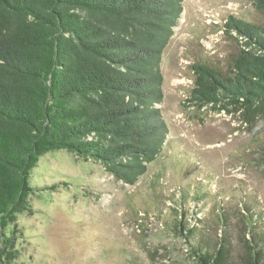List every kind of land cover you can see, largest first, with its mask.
I'll list each match as a JSON object with an SVG mask.
<instances>
[{
	"label": "trees",
	"instance_id": "trees-1",
	"mask_svg": "<svg viewBox=\"0 0 264 264\" xmlns=\"http://www.w3.org/2000/svg\"><path fill=\"white\" fill-rule=\"evenodd\" d=\"M249 1L264 14V0ZM181 12L182 0H0V264L17 258L16 216L30 209L44 153L65 149L129 185L159 156L168 135L160 63ZM222 30L239 51L225 73L194 62L184 106L251 115L264 108V23L229 15ZM241 206L237 264H264L259 215ZM182 216L174 226L196 264H231L226 213L215 227Z\"/></svg>",
	"mask_w": 264,
	"mask_h": 264
},
{
	"label": "rangeland",
	"instance_id": "rangeland-1",
	"mask_svg": "<svg viewBox=\"0 0 264 264\" xmlns=\"http://www.w3.org/2000/svg\"><path fill=\"white\" fill-rule=\"evenodd\" d=\"M229 15L264 23L249 0H182L160 63L157 106L168 135L136 183H123L65 149L40 156L30 177V209L16 216L12 264H196L174 222L188 215L193 227L194 217L215 227L221 210L232 247L228 261L238 263L247 238L242 204L259 215L264 233V108L248 115L244 108L184 106L192 64L225 73L239 51L222 30Z\"/></svg>",
	"mask_w": 264,
	"mask_h": 264
}]
</instances>
